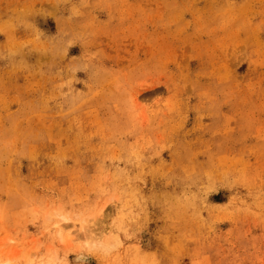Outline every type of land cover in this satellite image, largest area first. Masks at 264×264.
I'll return each instance as SVG.
<instances>
[{
    "label": "rangeland",
    "instance_id": "rangeland-1",
    "mask_svg": "<svg viewBox=\"0 0 264 264\" xmlns=\"http://www.w3.org/2000/svg\"><path fill=\"white\" fill-rule=\"evenodd\" d=\"M5 262L264 264V0H0Z\"/></svg>",
    "mask_w": 264,
    "mask_h": 264
},
{
    "label": "bare ground",
    "instance_id": "bare-ground-1",
    "mask_svg": "<svg viewBox=\"0 0 264 264\" xmlns=\"http://www.w3.org/2000/svg\"><path fill=\"white\" fill-rule=\"evenodd\" d=\"M83 226V228L85 227V225H82ZM82 229V228H81ZM77 259L78 260H83L84 259V257L82 256V255H78L77 256ZM2 264H8L7 262H5V263H2ZM40 264H49V262H43V263H40Z\"/></svg>",
    "mask_w": 264,
    "mask_h": 264
}]
</instances>
